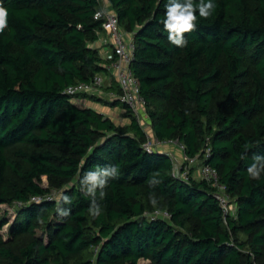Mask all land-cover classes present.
Listing matches in <instances>:
<instances>
[{
  "label": "trees",
  "instance_id": "trees-1",
  "mask_svg": "<svg viewBox=\"0 0 264 264\" xmlns=\"http://www.w3.org/2000/svg\"><path fill=\"white\" fill-rule=\"evenodd\" d=\"M104 1L132 37L129 68L152 132L212 167L232 209L224 214L195 168L183 181L167 155L145 151L125 104L85 96L123 108L129 122L115 124L64 92L108 62L94 45L99 0H0L9 13L0 34V205L15 208L7 238L0 233V264H264V175L246 171L264 155V0H214L184 48L159 23L167 0ZM104 89L120 92L115 81ZM111 165L119 175L103 199L97 191L102 212L93 218L78 177ZM157 172L161 183L150 186ZM50 192L54 200L27 202ZM61 192L72 200L61 205L67 217L57 213ZM154 211L169 216L150 218ZM7 223L0 216V231Z\"/></svg>",
  "mask_w": 264,
  "mask_h": 264
},
{
  "label": "built area",
  "instance_id": "built-area-1",
  "mask_svg": "<svg viewBox=\"0 0 264 264\" xmlns=\"http://www.w3.org/2000/svg\"><path fill=\"white\" fill-rule=\"evenodd\" d=\"M99 1L101 2L100 9L94 14V18L103 17L101 30L107 33L111 38L115 55L107 63L102 65L103 72L95 73L88 82L76 81L69 84L64 89V92L69 95L75 104H77L76 102L80 99V96H99L100 94H98V92L109 86L110 80L115 81L120 92L117 95L112 92H107L108 95H106L109 98L119 100L121 103L125 104L132 116L142 127L145 134L142 148L147 152H158L167 155L170 158L172 164L171 172L175 178L188 181L190 178V170L195 168L192 176L202 178L210 184L212 187L211 194L217 199L224 214H226L232 209V205L230 203V197L225 192L224 185L217 180L216 171L207 164L198 166L197 156H186L184 153V145L177 139L160 140L152 132L149 123L142 124L144 119L148 118V115L146 112L145 100L140 94L139 85L129 68L134 49L132 37L130 34V37H127V32L121 29L116 15L113 11L107 9L105 1ZM147 126L149 133H147ZM171 147H175L176 150H173ZM204 154L206 157L209 155V148H206ZM55 198L56 194L50 192L45 196H31L27 202H40L44 199L54 200ZM17 204L23 205L22 202H18ZM144 215H146V213ZM168 216L169 214L167 212L158 211H154L149 215L150 218H168Z\"/></svg>",
  "mask_w": 264,
  "mask_h": 264
},
{
  "label": "clouds",
  "instance_id": "clouds-1",
  "mask_svg": "<svg viewBox=\"0 0 264 264\" xmlns=\"http://www.w3.org/2000/svg\"><path fill=\"white\" fill-rule=\"evenodd\" d=\"M217 5L214 0H167L165 4L164 18L159 21L164 26L167 32L168 41L180 48L187 46L188 41L185 34L196 30L199 18L208 19L215 11ZM8 10L0 4V34L4 33L8 28ZM250 145L245 143L243 149L248 150ZM241 160L247 157L240 153ZM253 162L247 167L246 171L250 178L260 180L264 175V155H254ZM83 167V162L81 164ZM119 168L117 165L100 167L96 166L93 170L84 173L82 177H78L83 194L90 197L89 214L96 218L101 215L102 206L97 202V191L99 190L100 199L105 196L104 189L106 188L109 179L117 178ZM160 174L154 173L149 181L150 186H156L161 183ZM63 204H71L72 200L68 195L61 192L57 199V213L61 217L70 215L67 208L62 207ZM150 203L155 206L158 201L155 196L150 197Z\"/></svg>",
  "mask_w": 264,
  "mask_h": 264
},
{
  "label": "crops",
  "instance_id": "crops-1",
  "mask_svg": "<svg viewBox=\"0 0 264 264\" xmlns=\"http://www.w3.org/2000/svg\"><path fill=\"white\" fill-rule=\"evenodd\" d=\"M98 35H99L98 36V40L95 42L94 45L98 48L100 57L102 59L106 60V61H109L115 55L111 38L105 32H102V33H100ZM127 37H130L128 32H127ZM112 82H113V80H110L109 86H111V83ZM107 88H108V86H107ZM107 92H111V91H107L106 89L101 90V91L98 92V94H100V95L97 96V97H101L103 99H106L108 101H111L112 98H109L107 96L108 95ZM112 93L113 94H116V95L118 94V93H114L113 91H112ZM76 103H77L78 106H85V105H87V106H90V107H92V108H94L96 110H97V108H99L101 106L103 108V114H105V110H106V113H108L107 111L110 110L106 106H102L103 105L102 103L100 104V103L91 101L90 99L86 98L85 96H80V99ZM114 109H116V111L118 113V114L116 113V115H117V118H116L117 121H115L109 115H108V117L111 118L114 121L115 124H119V123L120 124H126V123L129 122V118L124 115V112L125 111H124L123 108H114ZM118 120H120V121H118ZM150 128H151V126H150Z\"/></svg>",
  "mask_w": 264,
  "mask_h": 264
},
{
  "label": "rangeland",
  "instance_id": "rangeland-1",
  "mask_svg": "<svg viewBox=\"0 0 264 264\" xmlns=\"http://www.w3.org/2000/svg\"><path fill=\"white\" fill-rule=\"evenodd\" d=\"M85 106H87V105H85ZM102 106H105V105H102ZM107 108H109L110 110L107 111L108 113H106V110H105V115H107V116L109 115L111 118H113L115 121H117V119H116L117 118V115H116L117 111H116V109L110 108V107H107ZM97 110L99 112H102L103 113V108L101 106L99 108H97ZM118 121H120V120H118ZM148 123L150 124L149 119L148 118L147 119L145 118L142 124H148ZM147 133H149L148 126H147ZM171 148L173 150H176L175 147H171ZM42 185L43 186H46V178L45 177H42ZM14 210H15V208H13V206H8L6 204H1L0 205V216H4L8 220V223L0 231L1 235L3 236V238H7V236H8L9 225H10V223H11L13 217H14V213H15ZM138 264H148V261L141 259V260L138 261Z\"/></svg>",
  "mask_w": 264,
  "mask_h": 264
}]
</instances>
